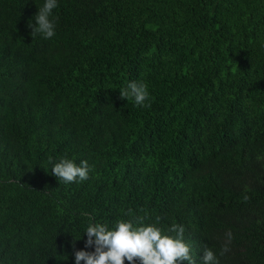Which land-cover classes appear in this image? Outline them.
<instances>
[{"label":"trees","instance_id":"obj_1","mask_svg":"<svg viewBox=\"0 0 264 264\" xmlns=\"http://www.w3.org/2000/svg\"><path fill=\"white\" fill-rule=\"evenodd\" d=\"M44 3L0 0V264H75L91 219L128 209L184 225L196 264H264V0H58L50 39Z\"/></svg>","mask_w":264,"mask_h":264},{"label":"clouds","instance_id":"obj_2","mask_svg":"<svg viewBox=\"0 0 264 264\" xmlns=\"http://www.w3.org/2000/svg\"><path fill=\"white\" fill-rule=\"evenodd\" d=\"M58 7V0H45L43 6L39 7L35 15V26L32 27L31 35L42 34L45 39L55 35L57 26L53 10ZM121 99H131L135 105L150 107V93L148 86L135 81L129 82L127 87L120 90ZM51 174L59 182L65 184L82 182L89 179L90 166L86 160L81 161L78 166L73 160L61 158L53 162ZM249 197L244 196L247 202ZM127 214L132 217L129 220L116 222L114 228H109L107 223H97L94 218L89 222L86 230L87 239L84 242V249L76 250V240L71 242L75 264H125V259L130 264H137V258L141 264H178V261H188V264H196L192 245L186 243L184 234L186 228L182 224L173 223L167 229L175 233V236L163 234V229L155 224H145L147 216L134 215L132 209ZM161 217H156L159 223ZM229 242L232 239L231 232L228 233ZM85 249H94L88 251ZM230 251L229 245L225 244L220 252L223 256ZM201 264H220L216 254L205 246Z\"/></svg>","mask_w":264,"mask_h":264}]
</instances>
